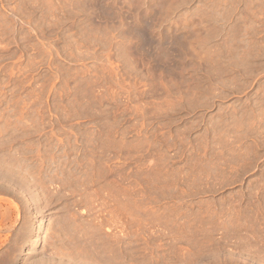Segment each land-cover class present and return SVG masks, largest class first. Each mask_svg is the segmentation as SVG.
<instances>
[{
	"label": "rangeland",
	"instance_id": "1",
	"mask_svg": "<svg viewBox=\"0 0 264 264\" xmlns=\"http://www.w3.org/2000/svg\"><path fill=\"white\" fill-rule=\"evenodd\" d=\"M0 264H264V0H0Z\"/></svg>",
	"mask_w": 264,
	"mask_h": 264
},
{
	"label": "bare ground",
	"instance_id": "2",
	"mask_svg": "<svg viewBox=\"0 0 264 264\" xmlns=\"http://www.w3.org/2000/svg\"><path fill=\"white\" fill-rule=\"evenodd\" d=\"M8 185V184H7ZM36 235L31 237V244L33 246L39 245L41 243L42 240V236H41V231H38V233H34Z\"/></svg>",
	"mask_w": 264,
	"mask_h": 264
}]
</instances>
